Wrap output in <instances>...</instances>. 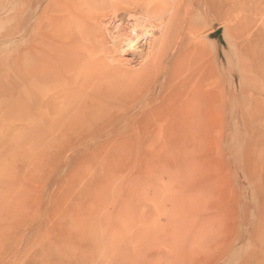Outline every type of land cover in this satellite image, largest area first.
I'll return each mask as SVG.
<instances>
[{
	"label": "rangeland",
	"instance_id": "obj_1",
	"mask_svg": "<svg viewBox=\"0 0 264 264\" xmlns=\"http://www.w3.org/2000/svg\"><path fill=\"white\" fill-rule=\"evenodd\" d=\"M60 1L0 0V264H264V0H183L193 19L173 22L172 40L215 86L209 127L191 134L169 128L170 61L148 78L144 62L104 49L108 13L136 12ZM71 37L116 90L27 94L11 62L40 63Z\"/></svg>",
	"mask_w": 264,
	"mask_h": 264
},
{
	"label": "bare ground",
	"instance_id": "obj_2",
	"mask_svg": "<svg viewBox=\"0 0 264 264\" xmlns=\"http://www.w3.org/2000/svg\"><path fill=\"white\" fill-rule=\"evenodd\" d=\"M72 1L70 3L67 2L71 5ZM237 1L242 2L244 0H236V2ZM106 2L107 4L109 2L114 3V7H116L117 4H119V6L123 4L128 9L130 8L132 12L135 11L136 13L129 14L126 11H117L116 9L108 13L107 22L104 23L103 26L107 36L105 41L106 43H109L108 48L105 43V51H109L108 53L118 51L120 52V55L122 54L123 56L132 55L133 61L139 59L144 62L146 66L143 68L142 73L146 74L148 78L150 77L151 71L155 72L153 75H157L164 69L166 62L170 61L169 81H175V85L178 89L172 107L174 112H172L173 123L169 127L170 131H173L174 133L184 132L191 134L198 133V131L203 128H208L209 124L206 127L203 126L202 115L205 116L207 113L209 116L213 117L216 113V107L214 105L215 86L211 83V87L203 89V81L207 76L205 71L206 64L197 63L195 67H192L193 62L187 61V59L186 62L191 63H188L191 65L188 67L185 63L186 54L184 53V44H182L183 42L181 43V41H178L183 38L178 39V37H176L177 34L172 35L171 33L173 22H187V20L193 19V15L190 17H183L181 14V16L179 15V11L184 10L187 3L183 0H174L172 8L173 12H166L159 10L164 5L163 2L165 1L163 0H106ZM63 3L65 4V2ZM206 3L209 9H214L216 7L214 0H206ZM67 5L68 4H66L65 7H68ZM128 9L125 8V10ZM137 11L142 14L145 13L147 19L142 16H137ZM63 14L66 16L65 13ZM178 25L181 26L180 24ZM176 27L179 29V32L182 31L180 29L182 27ZM66 29L68 30V28H64V30ZM155 34H161L157 41L153 39ZM174 36L178 39L175 41L178 42L172 40V37L174 38ZM72 37L74 36L72 35ZM72 37L69 40L66 39V42L62 41V44L58 45L59 49H57L58 51L56 50L57 52L54 53V56L47 55L48 57L40 63H35L31 59V52H28L24 62L21 64H17L14 61L11 62L12 74H14L18 65H20L22 74L20 75L19 72V75H13V77L14 79L18 77L22 80V83H24L27 88V94H31L30 92L36 90L41 91V93H49L52 97L51 100L67 99L71 102V99L78 98L77 96L82 93L83 94L80 96L85 97L86 100L94 97H100L101 99L103 96H106L109 91L116 90L115 87H111V85L109 86L107 83L114 71L100 69L97 65L98 61L94 62L97 60V57L94 56L93 52L86 54L80 51L79 48H75L76 52L71 50L70 47L76 42H73L74 40L72 41ZM48 38L50 39V37ZM88 43L89 41L84 44L88 45ZM66 48L68 50H65ZM192 57L193 55L191 57L189 55V60H191ZM23 58L24 57H22V59ZM193 60L196 61V58ZM261 65V62L257 63V72L261 71ZM115 77L112 78L116 79ZM190 81H193V86L192 90L188 91L187 86ZM83 87L86 88L85 91L80 90ZM181 142L183 143L184 141ZM168 144L175 146L180 143H178L177 140H170L168 141Z\"/></svg>",
	"mask_w": 264,
	"mask_h": 264
}]
</instances>
